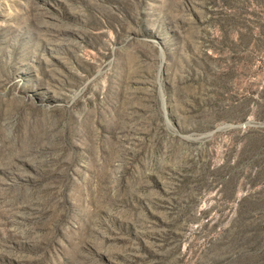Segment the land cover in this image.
<instances>
[{
  "label": "rangeland",
  "instance_id": "obj_1",
  "mask_svg": "<svg viewBox=\"0 0 264 264\" xmlns=\"http://www.w3.org/2000/svg\"><path fill=\"white\" fill-rule=\"evenodd\" d=\"M0 264H264V0H0Z\"/></svg>",
  "mask_w": 264,
  "mask_h": 264
}]
</instances>
